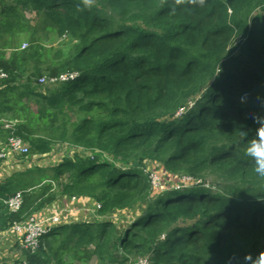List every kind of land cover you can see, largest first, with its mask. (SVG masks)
<instances>
[{
  "label": "trees",
  "instance_id": "obj_1",
  "mask_svg": "<svg viewBox=\"0 0 264 264\" xmlns=\"http://www.w3.org/2000/svg\"><path fill=\"white\" fill-rule=\"evenodd\" d=\"M53 32L70 46L45 45ZM0 70V139L21 136L24 159L83 151L0 178V233L60 198L76 209L63 220L100 205L43 234L31 264H247L264 250V176L246 151L264 115V0H0ZM153 162L188 182L155 194Z\"/></svg>",
  "mask_w": 264,
  "mask_h": 264
},
{
  "label": "rangeland",
  "instance_id": "obj_2",
  "mask_svg": "<svg viewBox=\"0 0 264 264\" xmlns=\"http://www.w3.org/2000/svg\"><path fill=\"white\" fill-rule=\"evenodd\" d=\"M8 1L11 2V0H8ZM25 16L27 19L32 20L35 25H39L41 21L40 16L37 15L34 11H25ZM42 41L47 46L56 45L57 47L61 45H65L64 47H69L71 43L69 37H59L57 33L55 32L45 37V39H43ZM42 82L46 83V85H54L58 81L57 80L52 81L50 79H46ZM6 120L7 119H3L2 121H6ZM1 140L2 139H0V141ZM54 147L55 148L49 155H46V156L35 155V156H32L31 159H24L19 154L10 153L6 159L0 160V178H4L8 176L12 177L11 175L12 173L17 172L16 174H18L20 173L18 171H25L26 168H29L30 166L35 165L37 163H39L40 165L48 169L53 164H58V162L61 161L65 155H73L75 152L83 153L81 149H75V148L70 149L68 146L66 145L63 146L60 143L55 144ZM86 154H89V153H86ZM147 170L149 172L152 171L151 177L153 180V184L158 183V181L160 182L158 186H156V188L158 189H155V194L161 192L166 187H172V185H174V183H178V180L181 179L182 177L184 179L182 178L183 181H180L179 184L181 183L184 184L185 182H188L184 180L189 178V176L183 175V173L181 172L178 174H174L168 171L161 163H155V162L150 163L147 166ZM22 173H25V172H22ZM48 175H49L48 172H42L40 174L34 173L31 175L29 183L25 184L21 180L22 175L19 174L16 176L17 181H18L17 188H24V187H29L32 185H38L41 182L45 181ZM66 175L67 174H65V176ZM207 178H208L207 181H211L213 179V176L208 175ZM64 202L65 200L63 198L58 199L54 203L53 207H62V203L64 204ZM82 202H85V201H82ZM97 207L95 205V202L93 201V205L84 207L83 210L80 211L79 214H77L75 217L69 216L68 218H64L65 222H68V221L72 222L77 219H82L78 217H88V218L100 219L97 213ZM72 210H75V209H71V211ZM141 210L142 208L140 206L136 207V209L134 210L126 209V210H123V212L118 210V212H115L113 214V217L116 219L117 222H121L122 224L126 220H127L126 222H130L132 216L137 217L139 215L138 212ZM82 212L84 213L82 214ZM24 252L26 251H22L19 248V238L18 237H15L12 234L7 235L6 233H0V262L4 260L14 261L15 259L17 260L23 259L22 261H24L26 259ZM91 263L95 264V261L91 260Z\"/></svg>",
  "mask_w": 264,
  "mask_h": 264
},
{
  "label": "built area",
  "instance_id": "obj_3",
  "mask_svg": "<svg viewBox=\"0 0 264 264\" xmlns=\"http://www.w3.org/2000/svg\"><path fill=\"white\" fill-rule=\"evenodd\" d=\"M26 45V43L23 44V47ZM76 76H78L77 72H71V73H64L60 76L56 77H44L41 79V81H44L46 79H50L52 81L54 80H61L66 81L69 79H73ZM7 77V73L3 70H0V79ZM5 126L7 128H12V131L14 130L15 123L12 121H4ZM29 151V145L26 143V141L19 135L14 134L13 132L9 135L7 140H1L0 141V160H4L8 157L10 153L15 154H23L27 153ZM160 182L154 183L155 186H158ZM23 190H17L15 191L11 196H9L5 203L8 205L11 212L18 211L22 204H23ZM77 197H72V200H76ZM66 202L64 204L62 203V207H53L54 204L50 205L44 210H50L51 212L45 213L44 210L34 213L30 215L26 220L15 222L14 225L7 230L6 234H12L15 237L19 238V248L22 251H30L31 253H34L38 251L41 247V237L43 234L48 232L53 226L59 225L65 220H63L62 212L63 211H69L71 213L75 212V210L72 207H66ZM100 205L98 204V207ZM128 264H149L148 257H138V261L131 259L130 262H127ZM21 264H31L26 259Z\"/></svg>",
  "mask_w": 264,
  "mask_h": 264
},
{
  "label": "clouds",
  "instance_id": "obj_4",
  "mask_svg": "<svg viewBox=\"0 0 264 264\" xmlns=\"http://www.w3.org/2000/svg\"><path fill=\"white\" fill-rule=\"evenodd\" d=\"M254 121L257 127L255 134L248 143L246 151L255 163L256 173L260 176H264V115L255 116ZM260 253L261 254L256 258L247 254L244 259L247 264H264V250L260 251Z\"/></svg>",
  "mask_w": 264,
  "mask_h": 264
},
{
  "label": "crops",
  "instance_id": "obj_5",
  "mask_svg": "<svg viewBox=\"0 0 264 264\" xmlns=\"http://www.w3.org/2000/svg\"><path fill=\"white\" fill-rule=\"evenodd\" d=\"M60 199H62V198H60ZM64 199V198H63ZM65 200V199H64ZM65 202H66V200H65ZM67 223H70V221H68Z\"/></svg>",
  "mask_w": 264,
  "mask_h": 264
}]
</instances>
